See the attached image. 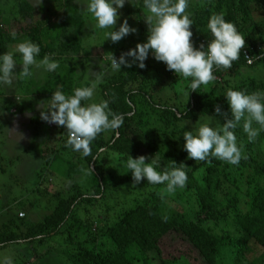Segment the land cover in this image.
Wrapping results in <instances>:
<instances>
[{
  "label": "trees",
  "instance_id": "1",
  "mask_svg": "<svg viewBox=\"0 0 264 264\" xmlns=\"http://www.w3.org/2000/svg\"><path fill=\"white\" fill-rule=\"evenodd\" d=\"M255 1L262 3L264 0ZM250 2L251 0H209L203 7L195 9V16L191 18L193 25L190 26L194 47L206 44L211 38L206 24L213 13H223L225 20L234 23L244 36L245 43L240 50L239 59L233 61L231 67L213 69L215 79L209 85L210 92L201 87L196 92L189 89V101L185 107L178 109L174 105H161L150 93L147 84L149 77L174 79L179 75L167 70L163 62L153 59L151 53L144 61L143 69L136 66L123 67L120 72L106 75L101 86L102 98L108 100L112 112L123 117V122L108 138L104 137L103 132L98 134L90 145V155L83 156L92 167V179L95 178L92 186L84 191L77 187V194L58 199L53 213L42 224H36L21 233L22 237L15 232L4 235L0 231V247L19 240L41 241L60 234L64 225L69 221H76L78 204L103 197L109 188L110 185L104 181L105 172L97 165L101 152L114 150L123 157L129 155L135 158L139 156L143 145L149 150L146 154H161V168L167 166L168 160L183 163L187 167V180L181 189L190 196L191 203L194 204L195 209L191 208L192 216L181 207L169 210L165 206L168 195L163 189L164 184L155 185V191L142 204L124 210L113 222L104 226V234L109 238L111 248L98 250L92 243L96 234L89 232L90 246L78 243L76 251L70 252L68 257L71 264H150L151 259L156 264H167L163 252L166 251L164 244L168 243L184 252L192 264H221L222 251L233 247L238 261H233L232 264H239L240 260H245V264H264V157L255 154L254 143L247 141L243 129L238 125L234 130L237 139L245 140L243 150H246L236 165L214 157H209L207 162L187 159L185 151L171 153L167 147L163 148L165 150L157 149L155 144L152 146L143 143L141 136V128L147 119L142 118L143 108L155 113L158 111L159 117L167 119L166 123H174L196 116V112L213 114L216 106L227 115V102L224 99L227 89L244 90L248 93L264 91V82L254 77L234 83L229 81V76L243 65L264 66V19L256 20L250 14ZM138 6L143 8L142 0ZM51 19L52 15L47 16L27 30L15 32L16 39H12V32L5 29L6 26L2 25L4 21L0 19V52H7L8 45L15 49L17 43L29 39L40 46L37 59L49 54L58 61L59 67L53 72H45V78L37 86L38 96L44 99H49L57 89L70 94L73 88L80 87L70 76L72 68L63 67L61 57L65 53L72 55L80 51L83 16L79 7L72 6L64 10L59 20ZM68 28L73 31L69 38L66 37ZM139 28L145 41L147 25H140ZM61 37H64V41H61ZM259 45L262 46L260 51L257 50ZM242 49L250 54L249 60L244 57ZM121 52L124 51H116L117 54ZM16 57L19 58L18 55ZM211 97L213 100H210ZM15 99L18 102V97ZM177 113L181 115L178 117ZM36 119L38 120L37 117ZM64 131V145L67 146L68 133L66 129ZM257 138H261V135ZM158 139L154 137L152 140ZM127 179L124 176L119 182L123 183ZM141 182L151 185L143 179ZM120 183L114 187L117 188ZM171 199L180 205L178 197ZM169 238L176 243L169 241ZM70 240L72 238L69 235L68 241Z\"/></svg>",
  "mask_w": 264,
  "mask_h": 264
},
{
  "label": "rangeland",
  "instance_id": "2",
  "mask_svg": "<svg viewBox=\"0 0 264 264\" xmlns=\"http://www.w3.org/2000/svg\"><path fill=\"white\" fill-rule=\"evenodd\" d=\"M139 1L132 0L131 4L126 2L119 10L120 19L117 20L116 26L118 27L120 20L126 18L136 32L116 43L107 39L103 41V32L95 27L91 14L82 11L83 5L76 4L74 0H41L38 7L32 6V0H0V19L4 21L2 25L6 26V30L21 33L47 16L52 15L53 21L59 20L65 9L72 6L79 7L84 20L81 49L72 55L63 54L61 62L65 69L72 68L70 76L77 81L75 83L84 86L89 83L87 79L89 71L103 72V80L106 75L115 73L111 71L110 64L105 59L109 53L118 57L120 54L116 51H127L129 48H134L137 43L144 42L139 26L147 25L144 20L147 13L144 8L138 6ZM208 2L209 0H189L187 11L191 13V18L195 16V9L203 7ZM263 2L256 3L255 0H251L249 4L250 14L256 20L264 19ZM67 30L66 37L69 38L73 31L72 28ZM61 41H64V37H61ZM7 50L14 51V48L8 45ZM16 59L19 61V58ZM20 67L16 65L14 71L19 72ZM248 77L264 82V66L243 65L229 76V81L231 83L244 81ZM44 78L45 71L33 69L31 77L20 78L10 88L0 89V231L4 235L15 232L22 237L21 233H25L36 224H42L45 218L53 213L58 199L77 194V187L84 191L85 188L92 186L95 179H92V167L84 157L79 152L73 151L70 146L64 145L66 144L64 127L40 119L39 104L47 105L48 100L38 96L36 91ZM102 82L95 89L93 97L95 102L103 100ZM210 83L202 85L201 88L210 92ZM147 84L150 93L161 105L165 103L181 109L189 101V79L180 75L174 79L149 77ZM16 97L19 99L18 102H15ZM210 100L213 98L211 97ZM141 114L143 119L147 117L141 128L142 142L152 146L155 144L157 149L167 147L171 153L184 151V141L181 136L183 131L194 132L204 122H211L213 126H216L217 122L223 123V116L215 112L213 114L196 112V116L174 123H166L167 119L159 117L158 111L155 113L153 110L143 108ZM158 118L159 120H156ZM242 123L243 120L239 125L241 128ZM253 126L258 127L255 124ZM112 132L113 130L104 131L103 135L108 138ZM260 135L261 138L256 137L252 142L255 154L264 157V132H260ZM154 137L159 139L153 141ZM246 139L249 141L247 136ZM237 142L242 145L243 150L245 140L237 139ZM245 151L243 150L242 155ZM145 152H149L148 148L141 145L139 155L152 157ZM126 160L127 157L121 156L114 150H103L98 157L97 165L103 173L105 172L104 181L110 185L103 197L99 196L91 202L78 204L76 221H69L64 225L60 234L41 241L19 240L0 247V260L8 258L11 264H71L68 257L70 252L76 251L78 243L90 246L89 232L96 234L92 243L98 250L111 248L110 240L104 234V226L113 222L124 210L142 204L156 188L155 185L144 182L134 186L131 173L124 166ZM124 176L128 179L120 183ZM118 183L119 186L115 188V184ZM163 189L168 195L165 206L169 210L181 207L191 215V208L195 209V207L185 191L177 188L170 193L166 186ZM171 197H178L180 205H177ZM19 212H23L24 215L18 216ZM207 224L211 225V223ZM69 235L72 238L70 241H68ZM169 241L176 243L174 239ZM164 245L166 251L163 252V257L167 259V264H192L184 252L172 247V243ZM234 250L233 247L222 251L221 264L238 261ZM245 262L240 260L238 263L245 264ZM150 264L156 262L151 259Z\"/></svg>",
  "mask_w": 264,
  "mask_h": 264
},
{
  "label": "clouds",
  "instance_id": "3",
  "mask_svg": "<svg viewBox=\"0 0 264 264\" xmlns=\"http://www.w3.org/2000/svg\"><path fill=\"white\" fill-rule=\"evenodd\" d=\"M83 5L82 11L91 14L95 27L102 30L103 41L116 43L136 29L128 24L127 19H120L119 10L132 0H74ZM41 0H32V6L38 7ZM146 10L144 20L147 24V37L143 43L114 56L109 53L106 58L112 72H120L121 66L129 68L135 65L143 69L149 53L153 59L163 62L167 70L189 79L190 91L196 90L215 79L213 69L231 67L232 62L240 57L244 47V36L234 23L227 21L223 13H213L208 17L206 28L211 38L206 44L194 47L191 42L193 25L191 13L187 11L189 0H142ZM12 39L16 33L12 32ZM19 56V61L16 56ZM40 46L29 39L17 43L14 51L0 53V89L10 88L20 78H28L33 69L53 72L59 63L51 55L45 54L39 60ZM20 65V71H14ZM104 73L90 72L89 83L75 87L70 94L57 89L51 93L47 105L40 103V119L55 123L67 130V146L82 156L91 153L90 145L98 134L118 129L123 117L112 112L108 100L93 101L95 89L102 82ZM228 114L220 107L214 112L223 116V123L213 126L211 122L201 123L196 130L183 131V150L187 159L207 162L209 157L236 165L242 158V145L238 144L235 129L243 120L242 129L248 140H254L264 132V91L248 93L244 90L227 89L224 95ZM181 114L177 113L179 117ZM258 127H254L253 125ZM19 137V136H18ZM161 154L155 153L151 158L139 155L135 158L127 155L124 164L131 173L133 185L145 180L151 185L164 184L168 192L183 188L187 180L186 166L168 160L166 167L161 168ZM0 264H11L4 258Z\"/></svg>",
  "mask_w": 264,
  "mask_h": 264
},
{
  "label": "built area",
  "instance_id": "4",
  "mask_svg": "<svg viewBox=\"0 0 264 264\" xmlns=\"http://www.w3.org/2000/svg\"><path fill=\"white\" fill-rule=\"evenodd\" d=\"M257 50L258 51H260V50H262V46L261 45H259L258 47H257ZM242 53H243V55H244V57L246 58V59H250V54L248 53V51L246 50V49H242ZM24 215V213L23 212H19L18 213V216H23ZM26 264H29V263H26Z\"/></svg>",
  "mask_w": 264,
  "mask_h": 264
}]
</instances>
